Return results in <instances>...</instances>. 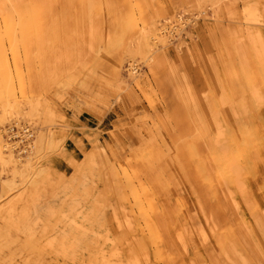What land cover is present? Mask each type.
<instances>
[{"label":"rangeland","instance_id":"374dc122","mask_svg":"<svg viewBox=\"0 0 264 264\" xmlns=\"http://www.w3.org/2000/svg\"><path fill=\"white\" fill-rule=\"evenodd\" d=\"M263 124L264 0H0V264H264Z\"/></svg>","mask_w":264,"mask_h":264},{"label":"built area","instance_id":"2783aa9c","mask_svg":"<svg viewBox=\"0 0 264 264\" xmlns=\"http://www.w3.org/2000/svg\"><path fill=\"white\" fill-rule=\"evenodd\" d=\"M9 137L15 142V150L22 154L30 151L32 147L33 132L29 126L18 128L16 125L8 128Z\"/></svg>","mask_w":264,"mask_h":264},{"label":"bare ground","instance_id":"6f19581e","mask_svg":"<svg viewBox=\"0 0 264 264\" xmlns=\"http://www.w3.org/2000/svg\"><path fill=\"white\" fill-rule=\"evenodd\" d=\"M7 67H8V64H5V63H2V68H3V74H4V78H5V80H6V82H9L10 80V77H9V69H7ZM252 77V76H251ZM250 77V78H251ZM250 78H246L245 77V79L247 80H249L250 81ZM244 78H242V80L241 81H243V80H245ZM263 128H264V124H263ZM252 135H253V137H254V139H253V142L255 143V144H257V146L259 147V148H261V150L264 152V139H262L261 137H258V134L257 133H255V131L253 130V132L251 133Z\"/></svg>","mask_w":264,"mask_h":264}]
</instances>
